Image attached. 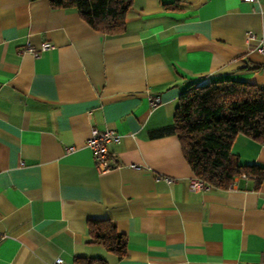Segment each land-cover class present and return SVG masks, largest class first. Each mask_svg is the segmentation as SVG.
I'll return each instance as SVG.
<instances>
[{
  "label": "crops",
  "instance_id": "1",
  "mask_svg": "<svg viewBox=\"0 0 264 264\" xmlns=\"http://www.w3.org/2000/svg\"><path fill=\"white\" fill-rule=\"evenodd\" d=\"M247 31L264 36V0H131L115 35L48 0H0V264H264V179L191 190L167 130L189 84L264 86ZM92 128L121 137L106 170ZM231 153L264 166V141L238 134ZM91 220L125 235L121 258L91 241Z\"/></svg>",
  "mask_w": 264,
  "mask_h": 264
},
{
  "label": "trees",
  "instance_id": "2",
  "mask_svg": "<svg viewBox=\"0 0 264 264\" xmlns=\"http://www.w3.org/2000/svg\"><path fill=\"white\" fill-rule=\"evenodd\" d=\"M51 8L73 9L94 30L107 35L123 31L131 0H48ZM261 65L247 68L257 70ZM182 155L194 177L210 187L226 189L236 176L254 178L255 187L264 179V166L241 164L231 147L238 134L264 141V86L241 79L189 84L178 97L172 123ZM91 241L121 258L125 235L109 220L88 221ZM75 264H106L93 258L75 259Z\"/></svg>",
  "mask_w": 264,
  "mask_h": 264
},
{
  "label": "built area",
  "instance_id": "3",
  "mask_svg": "<svg viewBox=\"0 0 264 264\" xmlns=\"http://www.w3.org/2000/svg\"><path fill=\"white\" fill-rule=\"evenodd\" d=\"M244 1H253V0H244ZM246 40L257 41V50L259 52H262L264 50V36L256 39L255 34L252 31H247ZM52 47L53 46L49 42H44L41 44L39 50H36L32 46H26L23 50L31 53L33 56H38L40 52L50 50ZM148 101L151 107H156L157 105L160 104V99L157 96H150L148 98ZM120 139H121L120 135L117 134L112 129L105 128L103 130H99L97 128H92L90 130V136L87 140V146L90 148L92 152V158L94 164L100 170H106L111 167L108 144L118 143ZM131 167L134 166L131 165ZM240 176L246 177V175L244 174H241ZM189 188L191 190H207L210 188V186L204 183L202 180L194 177L189 182ZM53 264H64V263L61 262L59 259H57Z\"/></svg>",
  "mask_w": 264,
  "mask_h": 264
}]
</instances>
